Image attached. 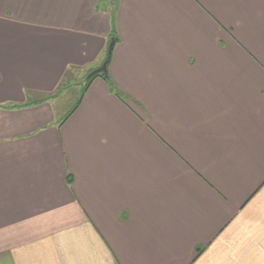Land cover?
Listing matches in <instances>:
<instances>
[{"label": "crops", "instance_id": "1", "mask_svg": "<svg viewBox=\"0 0 264 264\" xmlns=\"http://www.w3.org/2000/svg\"><path fill=\"white\" fill-rule=\"evenodd\" d=\"M0 264H264V0H0Z\"/></svg>", "mask_w": 264, "mask_h": 264}, {"label": "trees", "instance_id": "2", "mask_svg": "<svg viewBox=\"0 0 264 264\" xmlns=\"http://www.w3.org/2000/svg\"><path fill=\"white\" fill-rule=\"evenodd\" d=\"M117 39V38H116ZM108 68V67H107ZM94 70H96V69H94ZM94 70H92V71H94ZM92 71H90V72H88L87 74H86V76L89 74V73H91ZM86 76L83 78V80L86 78ZM96 78H101L102 80H104L105 81V83L107 84V87H108V89H109V91H111L121 102H125V100H127L128 99V97L121 91V90H119L117 87H116V85L111 81V79H110V77L108 76V74L107 75H103V74H97V75H94V76H92L90 79H88V80H84V82H81V83H79V84H81V86L79 87L80 89H79V92H78V96H77V99H76V101H75V104L70 108V110L68 111V112H66L65 114H63V116H62V118L58 121V125L59 126H61L62 125V123L64 122V121H66L67 119H68V117L70 116V115H72V113L77 109V107L79 106V104L81 103V100L83 99V97H84V95H85V93H86V91L88 90V88L90 87V85H91V83L93 82V80L94 79H96ZM68 82H70V81H68ZM72 83H69V84H66V82L65 83H63V85L61 86V89L63 88V89H67V88H70V86L72 87V85H71ZM62 89V90H63ZM57 94H59L60 93V89H58L57 90V92H56ZM57 94H55V95H57ZM56 97V96H55ZM45 101V100H44Z\"/></svg>", "mask_w": 264, "mask_h": 264}, {"label": "rangeland", "instance_id": "3", "mask_svg": "<svg viewBox=\"0 0 264 264\" xmlns=\"http://www.w3.org/2000/svg\"><path fill=\"white\" fill-rule=\"evenodd\" d=\"M111 38V37H110ZM109 38V39H110ZM109 43V42H108ZM108 48V46H107ZM106 57V55H105ZM86 80V78L84 79ZM83 79H76L74 81L71 82H66V84L72 83V87L70 86V88L64 89L65 91L63 93H60L57 97H55V99H58V101H56L55 106H60L64 111L62 112V114L66 113V111H68L74 104L75 101L77 99L78 96V92H79V87L81 86V82H84ZM127 101V100H125ZM60 102V103H59Z\"/></svg>", "mask_w": 264, "mask_h": 264}, {"label": "water", "instance_id": "4", "mask_svg": "<svg viewBox=\"0 0 264 264\" xmlns=\"http://www.w3.org/2000/svg\"><path fill=\"white\" fill-rule=\"evenodd\" d=\"M116 41L117 39L115 37H111L109 39L105 60L103 61L102 65L99 68L92 71L86 76V80L90 79L92 76L97 75V74H103L104 76L107 75V67L110 63L112 52H113Z\"/></svg>", "mask_w": 264, "mask_h": 264}]
</instances>
